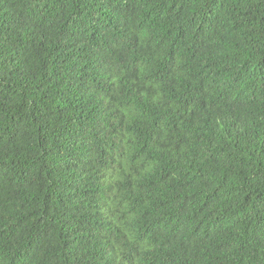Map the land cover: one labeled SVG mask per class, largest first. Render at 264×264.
I'll return each instance as SVG.
<instances>
[{
	"label": "trees",
	"instance_id": "trees-1",
	"mask_svg": "<svg viewBox=\"0 0 264 264\" xmlns=\"http://www.w3.org/2000/svg\"><path fill=\"white\" fill-rule=\"evenodd\" d=\"M0 264H264V0H0Z\"/></svg>",
	"mask_w": 264,
	"mask_h": 264
}]
</instances>
